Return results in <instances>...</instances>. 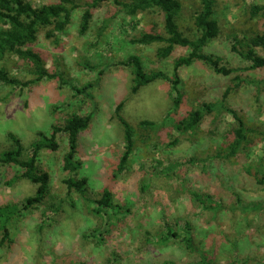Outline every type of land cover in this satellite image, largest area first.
<instances>
[{
	"label": "rangeland",
	"instance_id": "rangeland-1",
	"mask_svg": "<svg viewBox=\"0 0 264 264\" xmlns=\"http://www.w3.org/2000/svg\"><path fill=\"white\" fill-rule=\"evenodd\" d=\"M30 1L38 6L43 0ZM194 2L184 0L179 18L180 29L189 39L196 37ZM215 2L222 34L204 52L221 57L235 72L223 77L202 62L181 68L176 109L169 80H157L132 94V71L118 65L135 55L146 71H162L172 77L174 60L185 56L187 48L176 47L170 57L161 60L157 49L162 45L131 43L143 31L164 33L160 18L145 14L133 22L122 14L113 16L116 9L109 3L96 10L84 37L78 33L80 10L58 39L39 37L34 48L54 78L27 87L0 85V154L12 147L9 134L27 150L37 133L50 134L51 126L61 124L71 113H91V124L79 136L77 148L83 163L77 178L87 180V193L85 198L73 193L67 197L63 184L67 175L61 171L64 153L44 151L39 167L51 177L48 205L60 209L46 213V207H41L13 221L10 242L0 246V264H197L200 256L189 255L178 240L160 242L167 227L182 235L187 223L201 243L202 255L204 252L213 262L264 264V70L238 71L243 64L237 60L232 39V35L264 32V18L250 20L245 14L249 4L263 5L264 1ZM107 18L110 25L99 36ZM0 67L22 82L35 80L31 69L13 57L0 62ZM60 76L78 87L92 83V99H74ZM235 76L241 80L238 88ZM228 89L231 92L225 97ZM119 105L120 115L136 135V149L121 175L116 174L124 151L123 126L116 114ZM205 105L213 111L205 113L196 132L179 135L173 129L176 119L198 109L205 112ZM170 114L160 138L139 127L141 121L160 122ZM234 115L243 120L250 145L236 158H219L217 149L226 147L210 141L221 131L219 127L214 132V124L224 116V125L234 127ZM175 139L176 144L171 145ZM58 142L63 150L65 137ZM5 172L0 169V206H20L34 195L36 186L26 180L7 185L18 169ZM104 190L111 192L120 208L110 219L95 216L89 203ZM193 193L209 199L202 205Z\"/></svg>",
	"mask_w": 264,
	"mask_h": 264
},
{
	"label": "trees",
	"instance_id": "trees-1",
	"mask_svg": "<svg viewBox=\"0 0 264 264\" xmlns=\"http://www.w3.org/2000/svg\"><path fill=\"white\" fill-rule=\"evenodd\" d=\"M193 26L196 31V37L189 39L180 29L179 18L184 8V0H43L40 5H34L30 0H0V62L8 58H15L19 63L26 64L35 76V80L22 82L12 76L7 69L0 67V85L3 87L17 88L27 87L33 83L54 78L47 69L42 55L35 49L39 37L44 35L45 39H58L64 35L71 26L76 11H81L79 19L78 33L84 37L90 30L91 23L96 10L111 3L116 9L115 14H122L130 21L137 22L139 15L150 14L161 19L164 33L157 31H143L139 36L131 40L133 45L149 46L153 44L162 45L157 49V57L161 60L170 57L176 47L187 48L188 53L185 56L177 57L173 62L172 77H167L162 71H146L143 61L139 56L130 55L118 65L128 67L132 71V94H136L141 88L157 81L169 80L171 82L173 97V106L176 109L180 102V77L181 68L190 67L195 62H202L215 74L223 77H229L235 69L227 68L221 57L205 53L204 48L215 39H219L222 34V24L216 17L215 0H193ZM256 1V0H253ZM264 1V0H263ZM245 14L250 20L264 18V4L251 3L245 8ZM109 18L104 20L103 26L99 29L98 35L109 27ZM134 26H137L135 23ZM134 29V28H133ZM234 41L233 49L236 50L237 60L243 64V68L238 71H260L264 70V32H257L251 35L239 37L232 35ZM56 41V40H55ZM239 47L237 49L236 47ZM262 52V53H260ZM237 71V70H236ZM73 92V98L79 97L91 100V91L94 88L92 83H86L78 87L71 82H64ZM237 81L235 88H238L241 80L238 76L234 77ZM231 92L226 90L225 97ZM122 106L116 108V114L119 122L123 126L124 151L117 164L116 174L124 173L130 164L131 157L136 149V135L131 125L120 115ZM203 110L191 111L180 117L172 123L173 129L179 135L196 132L203 123L206 115L213 109L210 105H205ZM206 113V115H205ZM234 127L224 125V116L219 118L214 124V132L221 128L220 132L213 135L211 142H220L226 148L217 149L216 156L223 159L238 157L243 150H247L248 131L245 128L243 120L234 115ZM171 114L166 116L160 122L141 121L139 127L145 131H151L159 137L160 132L165 130L169 123ZM92 121V114L81 115L80 112H73L63 120L61 124L51 126V133H37L36 140L30 144L29 149L21 144V141L9 134L12 142L10 150L0 154V169L7 170L17 168L18 174L6 181L7 185H12L18 180H26L36 186L33 196L24 200L18 205L7 204L0 206V233L2 234L0 246L6 241L10 242L9 230L13 221L19 220L26 212L38 211L41 207H46L44 212H58L60 207L49 204L52 198L51 177L46 171L39 167L40 158L44 151L56 153L63 152L61 171L67 176L63 179V184L67 189V197L78 194L85 198L87 193V180L77 178L78 172L82 169L83 163L78 159V139L85 132ZM171 126V127H172ZM65 137V147L60 150L58 140ZM160 138V137H159ZM177 139L171 142L176 144ZM168 146L170 145L167 144ZM193 162V161H192ZM5 172V173H6ZM194 197L205 205L209 199L193 193ZM92 207V213L100 218L110 219V216L119 213V207L114 204L113 195L110 191L104 190L98 199L89 201ZM46 215V214H44ZM166 233H163L160 242L169 240H178L189 255H199L197 264H217L212 259L205 257L201 248V243L196 242L191 226L187 223L182 228V235L176 233L172 228L167 227ZM163 264H176L173 262H164Z\"/></svg>",
	"mask_w": 264,
	"mask_h": 264
}]
</instances>
